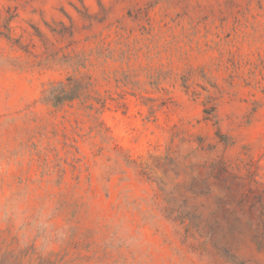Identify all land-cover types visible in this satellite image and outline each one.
<instances>
[{
    "label": "rangeland",
    "instance_id": "1",
    "mask_svg": "<svg viewBox=\"0 0 264 264\" xmlns=\"http://www.w3.org/2000/svg\"><path fill=\"white\" fill-rule=\"evenodd\" d=\"M6 25L0 264H264V0H0Z\"/></svg>",
    "mask_w": 264,
    "mask_h": 264
},
{
    "label": "trees",
    "instance_id": "2",
    "mask_svg": "<svg viewBox=\"0 0 264 264\" xmlns=\"http://www.w3.org/2000/svg\"><path fill=\"white\" fill-rule=\"evenodd\" d=\"M12 15L7 18L10 21ZM10 26H5V31H0L7 39H11L9 35ZM17 42V41H15ZM91 86V81L88 76L82 74L78 77L68 75L64 80H60L54 84L47 94V99L52 101L54 105H61L65 102H70L81 98L88 92Z\"/></svg>",
    "mask_w": 264,
    "mask_h": 264
},
{
    "label": "clouds",
    "instance_id": "3",
    "mask_svg": "<svg viewBox=\"0 0 264 264\" xmlns=\"http://www.w3.org/2000/svg\"><path fill=\"white\" fill-rule=\"evenodd\" d=\"M11 213H14L16 217H19L21 214V209L18 206V202H10L9 204V209H8ZM58 235L62 236V233H58Z\"/></svg>",
    "mask_w": 264,
    "mask_h": 264
}]
</instances>
